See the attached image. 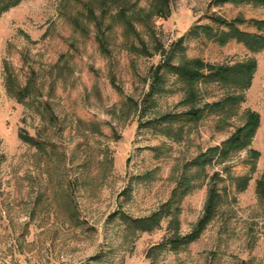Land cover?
<instances>
[{
  "label": "rangeland",
  "instance_id": "obj_1",
  "mask_svg": "<svg viewBox=\"0 0 264 264\" xmlns=\"http://www.w3.org/2000/svg\"><path fill=\"white\" fill-rule=\"evenodd\" d=\"M210 1L175 0L160 16L157 0H122V19L101 0H20L1 15L0 264H264L257 191L264 181V51L189 36L213 12L264 18V8L209 9ZM182 37L185 51L173 64L200 58L234 66L253 58L250 87L202 81L191 95L174 71L156 77ZM228 96L243 99L199 120L158 123ZM250 111L260 119L250 147L257 160L245 149L221 164L191 165L230 138ZM242 176L250 177L244 190ZM182 179L192 187L179 226L171 217L151 231L121 224L119 213L150 216ZM212 186L221 194L213 219L194 242L172 249L176 235L197 228Z\"/></svg>",
  "mask_w": 264,
  "mask_h": 264
},
{
  "label": "trees",
  "instance_id": "obj_2",
  "mask_svg": "<svg viewBox=\"0 0 264 264\" xmlns=\"http://www.w3.org/2000/svg\"><path fill=\"white\" fill-rule=\"evenodd\" d=\"M20 0H0V17L1 15L10 10ZM102 8L106 10L108 4L113 3L120 10V18H126V6L122 3V0H101ZM175 0H157L154 10L157 15L164 16L170 9L171 4ZM226 5L243 6L252 5L254 7H263L264 0H211L209 3V9L222 8ZM110 6V5H109ZM124 10V11H123ZM210 21L208 24L195 26L189 36L194 37L200 41L207 40L213 41L220 46H225L228 43L235 41L238 44H242L246 51L251 54L260 53L264 51V18L245 17L243 14H239L234 18H229L213 12L207 16ZM132 25V22H130ZM132 27V26H131ZM186 38H180L171 49L168 55L167 62L160 64L155 70V76L159 77L160 72L163 69L174 71L177 75L187 81L190 89V94L194 95L193 85L202 81H218L226 82L238 90H246L250 87L253 76L256 72L257 64L256 60L251 58L246 63L236 64L234 66H215L204 62L200 58L187 59L183 58L178 64H173L171 59L177 52L185 51ZM99 43L102 50L107 51L105 40L103 37L99 38ZM140 51L144 54H149L145 45H142ZM159 81V78H157ZM242 96H228L225 99L207 104L202 109H191L185 113L179 115L167 114L160 118L159 124H170L176 120L195 121L199 120L205 111L218 112L225 110L235 109V106L241 103ZM260 119L259 115L255 112H248L246 122L239 127L235 133L223 141L220 145L209 148L207 153L200 155L191 165L195 167L205 168L209 164H221L227 161L233 154L241 150L248 149L250 158L255 161L259 158V152L252 150L251 144L256 135L259 127ZM255 165L253 164V169ZM219 178V174L215 175ZM250 177L242 176L237 179V185L241 190L246 189L248 186ZM191 179L181 180L172 192V197L164 203L158 210L153 212L150 216L144 218H128L123 213H119V219L121 224L128 230L132 231H151L158 227L163 219L171 217V219L179 226V215L181 212L180 204L183 197L189 191ZM257 191L260 197L264 199V181H260L257 186ZM210 198L203 217L200 219L195 231L187 236L178 237L176 235L169 244L172 249H177L181 245L194 242L207 228L206 226L213 219L217 206L220 202L221 194L216 189V186H212L210 190Z\"/></svg>",
  "mask_w": 264,
  "mask_h": 264
}]
</instances>
